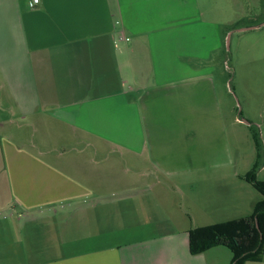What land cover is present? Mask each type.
<instances>
[{"label":"crops","instance_id":"obj_1","mask_svg":"<svg viewBox=\"0 0 264 264\" xmlns=\"http://www.w3.org/2000/svg\"><path fill=\"white\" fill-rule=\"evenodd\" d=\"M31 1L0 0V264H231L188 233L261 200L223 106L244 28L211 0Z\"/></svg>","mask_w":264,"mask_h":264},{"label":"rangeland","instance_id":"obj_2","mask_svg":"<svg viewBox=\"0 0 264 264\" xmlns=\"http://www.w3.org/2000/svg\"><path fill=\"white\" fill-rule=\"evenodd\" d=\"M211 1L218 8L224 6V19L235 21L236 29L264 22V0ZM226 51L228 95L223 106L232 155L240 162L239 172L253 170L256 180L264 182V26L233 33Z\"/></svg>","mask_w":264,"mask_h":264},{"label":"trees","instance_id":"obj_3","mask_svg":"<svg viewBox=\"0 0 264 264\" xmlns=\"http://www.w3.org/2000/svg\"><path fill=\"white\" fill-rule=\"evenodd\" d=\"M243 178L260 194L261 200L247 217L189 231L191 255L225 247L231 252V264L261 262L264 253V182L256 180L253 170Z\"/></svg>","mask_w":264,"mask_h":264},{"label":"built area","instance_id":"obj_4","mask_svg":"<svg viewBox=\"0 0 264 264\" xmlns=\"http://www.w3.org/2000/svg\"><path fill=\"white\" fill-rule=\"evenodd\" d=\"M38 2H39L38 0H32L31 5L35 6L38 4ZM117 40H118V42H124V43H127L130 41V39L128 37H125L123 34H118Z\"/></svg>","mask_w":264,"mask_h":264},{"label":"water","instance_id":"obj_5","mask_svg":"<svg viewBox=\"0 0 264 264\" xmlns=\"http://www.w3.org/2000/svg\"><path fill=\"white\" fill-rule=\"evenodd\" d=\"M255 28H257V27H249V28H244V29H241L240 31H249V30H252V29H255ZM227 47H228V45H229V39L227 40Z\"/></svg>","mask_w":264,"mask_h":264}]
</instances>
